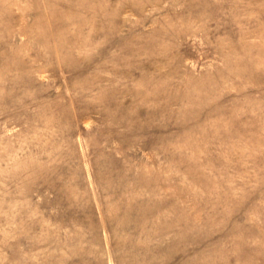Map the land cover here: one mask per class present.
<instances>
[{
  "label": "rangeland",
  "instance_id": "374dc122",
  "mask_svg": "<svg viewBox=\"0 0 264 264\" xmlns=\"http://www.w3.org/2000/svg\"><path fill=\"white\" fill-rule=\"evenodd\" d=\"M0 264H264V0H0Z\"/></svg>",
  "mask_w": 264,
  "mask_h": 264
}]
</instances>
